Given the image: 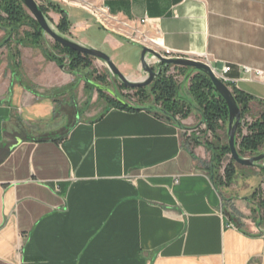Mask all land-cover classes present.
<instances>
[{
    "label": "crops",
    "instance_id": "0c3cea01",
    "mask_svg": "<svg viewBox=\"0 0 264 264\" xmlns=\"http://www.w3.org/2000/svg\"><path fill=\"white\" fill-rule=\"evenodd\" d=\"M35 1L58 6L76 42L80 34L87 38L82 44L100 38L112 62L134 46L97 24L77 0ZM103 4L173 56L206 62L218 74L229 67L228 88L251 97L249 121L264 110V77L246 81L242 71L264 76V0ZM115 62L122 75H134L127 74L133 63ZM74 78L13 39L0 47V264H264L260 226L240 202L225 198L228 188L210 181V153L195 139L203 126L198 110L181 127L150 104L127 111L104 103L90 118L94 92L83 83L88 98L79 109ZM185 84L180 95L189 99ZM236 171L244 193H253L255 169ZM228 216L237 230L225 227Z\"/></svg>",
    "mask_w": 264,
    "mask_h": 264
},
{
    "label": "trees",
    "instance_id": "16d2710c",
    "mask_svg": "<svg viewBox=\"0 0 264 264\" xmlns=\"http://www.w3.org/2000/svg\"><path fill=\"white\" fill-rule=\"evenodd\" d=\"M39 9L45 17L50 11L59 15L60 20L56 25V30L61 35H69L70 24L65 13L58 6L48 3L45 6H39ZM25 28L29 32H23ZM0 30L5 33V40L0 44V47L4 44L7 45L13 39L16 45L37 50L45 60L53 62L59 67H66L69 74L79 75L85 72L83 74L85 88L95 91L98 99L103 101L108 108L137 111L140 105L150 104L155 108V115L173 122L179 127H181L180 120H186L193 109L198 110L201 123L205 125L212 136V140L204 145L210 153V181L215 189H218L219 186L230 187L239 166L229 157L225 130L228 123V111L224 101L215 92L212 83L204 74L189 68L167 67L162 68L159 76L146 88L130 90L119 85L121 90H130L134 93L135 101L134 104H131L121 96L114 95L111 98L106 96L107 89L102 87L105 83L104 78H94L88 72L92 67V58L62 48L55 43L47 44L43 34L38 32L37 23L25 10L20 0H0ZM170 69L184 74V83L188 84L186 93L189 99L180 95L181 84L166 76ZM231 92L241 111V119H243L248 114L251 97L235 90ZM176 118H178L177 121ZM221 130L225 131L223 138L226 143L221 142L219 137ZM235 145L238 155L244 158H250L263 152L264 110L256 120L250 122L246 135H242L240 128L238 129ZM259 173L264 177V168L259 169ZM255 194V192L252 194V199ZM257 207L262 211L264 219V203L259 202ZM227 219L238 229V224L234 219H230V216Z\"/></svg>",
    "mask_w": 264,
    "mask_h": 264
},
{
    "label": "water",
    "instance_id": "95a60500",
    "mask_svg": "<svg viewBox=\"0 0 264 264\" xmlns=\"http://www.w3.org/2000/svg\"><path fill=\"white\" fill-rule=\"evenodd\" d=\"M20 2L28 12V14L32 17V19L37 23L38 32L42 33L43 36L51 39L53 43L59 45L62 48L68 49L72 52L87 56L89 58H92L93 60H97L103 63L110 75L115 78L120 83L119 85L123 86L125 89L136 90L148 87L159 76L162 68L167 67L189 68L192 71L204 74L212 83L215 92L224 101L228 111L226 140L230 154L229 157L239 167L257 169L264 168V150L259 155L252 156L250 158H244L238 155L235 143L237 131L241 122V111L234 100L231 90L220 80H218L209 65L190 58L165 59L160 54L146 47L132 43V45L139 48L140 50L139 71L143 74V79L139 81H131L124 75H122L110 60V58L103 53L94 49L84 47L78 42L69 40L66 37L55 32V30L49 25L46 17L40 11L39 6L37 5L35 0H20ZM152 58L157 60L160 65L156 69V71H154L153 67H151V64L148 62ZM59 68L63 69L62 66H60Z\"/></svg>",
    "mask_w": 264,
    "mask_h": 264
},
{
    "label": "rangeland",
    "instance_id": "374dc122",
    "mask_svg": "<svg viewBox=\"0 0 264 264\" xmlns=\"http://www.w3.org/2000/svg\"><path fill=\"white\" fill-rule=\"evenodd\" d=\"M37 5L41 6L38 3H37ZM51 13L56 14V13L50 11L47 13L46 19H47L49 25L55 30V32L60 34L56 30V25L58 24V22L60 20V16L58 15L59 20L55 24L49 16V14H51ZM23 32H29V30L25 28V29H23ZM62 36L66 37L69 40L75 41L71 37L70 33H69V35H62ZM83 37H85L84 34L78 35L77 41L79 44L83 45L84 47L99 51V52L103 53L104 55H106L107 57H109V55H110L109 52L106 49L100 47V45H99L100 38L99 39L97 38L96 39L97 41H92L90 44H82L83 43L82 39H87V38H83ZM44 39H45V42L47 44H49V45L54 44L52 42V40L49 39L48 37L44 36ZM139 57H140V50H139V48H137L135 46L128 47L126 45L124 47V49H122L121 51L118 52V57L116 59L117 61L128 60L129 63H133L132 70L130 72H128L127 74H133L134 73V75L125 76L126 78H128L131 81H139V80L143 79L142 73L139 70L137 72V69L135 68V64L137 61H139ZM116 60H113V64L115 66H116V62H115ZM63 69H65L67 71L66 67H63ZM88 72H90L94 78L95 77H103L104 78L105 83L102 85V87L108 90V92L106 93L107 97L111 98L114 95L121 96L128 103L134 104L133 103L135 101V97L133 95L134 93L130 90H121L119 88L120 83L110 75L106 66L103 63H101L97 60H93L91 70ZM83 74H85V72L77 75L78 80L76 81L75 80L76 78H74V83H73V86L76 87V89L74 91L73 101L75 103L74 105L77 106L79 109H82L86 105L87 98H88L87 95L85 94V92L83 91V88H84V86H83V83H84L83 82L84 81ZM166 76L171 77L175 82H177L178 84H181V86H182V84H184V74L183 73L181 74L180 72H178L174 69H170L166 73ZM187 87H188V84H185V86H184L185 92L183 91L184 93L187 92ZM93 92L94 93H92V96L90 98H92V100H94L95 103L90 105L87 109V114L90 116V118H94V117L98 116L100 114L101 110L105 106L104 102L98 99L97 93L95 91H93ZM193 125H195V124H193ZM224 132L225 131L223 130L222 138L224 136ZM203 134H204V129H202V128L198 131H195V139L199 138L200 139L199 143L204 146L207 142L212 140V138L209 141H208V139L201 140L202 138H204ZM222 141H223V143H226L225 138H223ZM254 169H255L254 176H256L255 178H257L258 181H257V183H255L251 187V190L253 191V193L254 192L256 193L255 196L253 197V199L251 198L253 193H251V194H249L250 192L244 193L247 190V188L245 187L243 182L239 181V178L237 179V176L233 179L230 187L227 189L226 192H227L228 197H225V198H233L234 201L240 202L238 206H241L242 212L246 214L249 221L252 224H254V226H260L259 232L264 234V219H263L262 211L258 210L259 208L257 207L259 202L264 203V177L259 173V169H257V168H254ZM241 202H242V204H241ZM242 206L243 207L245 206V208H243Z\"/></svg>",
    "mask_w": 264,
    "mask_h": 264
},
{
    "label": "built area",
    "instance_id": "2783aa9c",
    "mask_svg": "<svg viewBox=\"0 0 264 264\" xmlns=\"http://www.w3.org/2000/svg\"><path fill=\"white\" fill-rule=\"evenodd\" d=\"M76 5L78 6V8L89 14L97 24H99L103 28H106L109 32L122 35L124 38H127V40L134 42L139 46L146 47L160 54L165 59L182 58L178 55L173 56L169 50L164 49L163 46L160 45V40L157 37H150L146 34L141 33L139 30L130 29L127 23L118 21L117 18L111 16L108 12V9L104 6L103 0H77ZM146 23V18L140 20L139 22L140 25H145ZM148 62L151 64V67H153L154 70L160 66L158 61L153 58ZM203 63L207 64L206 62ZM212 71L218 78V80H220L226 86L228 85L229 80H227L224 76L230 71L229 67H224L221 74L216 73L213 69ZM242 71L245 75L246 81H250L252 78L262 79L264 77L263 74L257 70L243 68ZM250 122L251 121H249L245 117L241 119L239 128L242 135L247 134V127L249 126ZM201 128L204 129V138H202L201 140L208 139L209 141L212 138L210 132L206 129L205 125L201 126ZM196 131H198V129ZM225 227L230 230H237L235 225L228 219H225Z\"/></svg>",
    "mask_w": 264,
    "mask_h": 264
},
{
    "label": "flooded vegetation",
    "instance_id": "af4514ba",
    "mask_svg": "<svg viewBox=\"0 0 264 264\" xmlns=\"http://www.w3.org/2000/svg\"><path fill=\"white\" fill-rule=\"evenodd\" d=\"M154 71H156V69Z\"/></svg>",
    "mask_w": 264,
    "mask_h": 264
}]
</instances>
